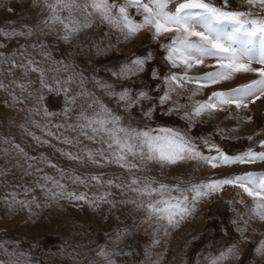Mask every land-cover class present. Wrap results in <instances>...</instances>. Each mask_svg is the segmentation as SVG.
I'll return each instance as SVG.
<instances>
[{"label": "snow or ice", "instance_id": "snow-or-ice-1", "mask_svg": "<svg viewBox=\"0 0 264 264\" xmlns=\"http://www.w3.org/2000/svg\"><path fill=\"white\" fill-rule=\"evenodd\" d=\"M245 2L264 9V0ZM27 3L39 7L46 15L39 17L35 27L17 26L12 22L0 26V93L7 97L3 101L5 106L23 105L18 108L26 114L25 123L19 125L23 133L37 146L52 148L69 164L61 166L44 152L29 155L14 139L0 137V145H6L0 146L3 160L0 188L5 189L0 202L7 209L26 208L31 212L33 206L39 208L41 205L34 194L37 189L49 201L66 200L92 208L102 204L112 208L117 204H132L144 212L143 222L154 226V247L160 243L157 233L162 230L164 236H168L170 229L179 228L193 217L202 201L231 186L252 199L249 219L264 221V172L202 180L175 177V182L148 174L150 165L164 169L186 161L212 168L264 163V139L230 155L208 139L197 141L166 125L133 127L119 114L123 110L130 117L134 109H139L142 117L151 121L158 108L163 109V116L182 112L180 119L189 121L191 128L192 122L205 114L233 105L238 110L247 109L264 98V17L250 11L229 10V0H221L219 6L210 0H27ZM100 24L119 32L125 41L142 31L150 33L153 41L167 37L160 45L163 60L169 67L163 77L151 67L154 57L149 51L129 58L116 69H109L114 82L91 78L94 87L109 102L115 101L114 107H109V103L86 87L88 78L76 71L71 62L54 57L51 47L39 38L34 42L31 39L38 34L55 35L58 41L71 45L81 33ZM10 44L14 46L10 48ZM206 60L213 63L205 64ZM254 64L259 66L254 67ZM198 67L211 70L198 76L189 75ZM144 73L153 80H162L163 89L157 86L155 95L146 90L147 86L134 90L128 82ZM249 73L258 78L227 91H214L205 101L188 105L173 99L174 94L180 96L186 91L188 84H194L191 99L205 88ZM46 94L64 96L65 106L61 112H51L44 106ZM78 101L80 111L73 116ZM30 102H34L32 107H28ZM35 116H40L41 120ZM56 116L62 117L61 122L53 123L52 118ZM251 120L252 117H246V122ZM29 124L40 129L43 135L31 131ZM53 140L65 147H58ZM201 147L209 153L214 151L215 155H206ZM45 168L52 169L54 174ZM26 178H31V184ZM81 188L84 190L80 191ZM113 190L122 197L120 200L113 198ZM129 193L133 195L129 197ZM232 223L237 224L235 220ZM247 228L245 220L242 227L237 225L236 231L244 243H253L245 235ZM128 234L129 229H117L109 240L118 245ZM91 251L94 257L88 264H120L117 257L131 254L107 245H97ZM252 252L264 261V239L253 243ZM69 255L77 259L80 254ZM145 256L151 257L148 249ZM241 257V245L230 243L215 254L203 255L202 259L198 254L196 264H243ZM0 264L34 262L30 251L19 248V241L0 240Z\"/></svg>", "mask_w": 264, "mask_h": 264}, {"label": "rangeland", "instance_id": "rangeland-1", "mask_svg": "<svg viewBox=\"0 0 264 264\" xmlns=\"http://www.w3.org/2000/svg\"><path fill=\"white\" fill-rule=\"evenodd\" d=\"M210 2L219 6L221 0H210ZM228 7L232 11H250L253 15L264 17V9L253 7L245 0H229ZM9 8L14 11H8ZM43 15L46 13H42L39 7H31L27 0H0V26L12 22L17 26L29 24L35 27L39 17ZM37 38L51 47L54 57L67 59L74 65L76 71L82 72L88 78L86 87L109 103V107H114L115 101L109 102L108 98L94 87L91 82L93 76L114 82L109 69H116L129 58L149 51L154 57L151 67L157 69L161 77L169 71L168 65L163 60V49L160 47L166 42L167 37L153 41L147 31H142L135 38L125 41L119 32L107 24H100L81 33L71 45L58 41L55 35L38 34V37L34 36L31 39L34 42ZM13 46L14 44L9 45L10 48ZM210 63L213 61H205V64ZM171 70L182 71V69ZM210 70L206 67L193 68L189 75L198 76ZM257 78L251 73L239 75L231 81L205 88L191 99L189 96L194 84H188L187 90L180 96L174 94L173 99L191 105L195 101L207 100L214 91H227ZM128 83L134 90L147 86L146 90H151L152 95L156 94L157 86L163 89L162 80H153L148 73L141 74ZM117 89L119 90V85ZM6 98L5 94L0 93V137L14 139L16 143L25 147L29 155L38 156L44 152L49 154L53 161H59L61 166L68 165L69 162L55 153L52 148L37 146L35 141L23 133L19 125L25 123L26 114L18 110L23 105L9 108L3 103ZM33 103H28V107H32ZM43 103L51 112H61L65 106L62 94H46ZM80 103L78 101L73 116L80 111ZM162 112L163 109L158 108L151 121L145 120L139 109H134L130 117L123 110L119 114L125 116L126 122L131 123L133 127H143L145 124L152 127L166 125L187 133L197 141L208 139L230 155L242 152L249 146L256 145L258 140L264 139V98L250 104L247 109L238 110L233 105L210 115L205 114L192 122L191 128L189 121L180 119L182 112L169 116H163ZM246 117H252L251 122H246ZM34 118L41 120L40 116ZM61 120V116L52 118L53 123H59ZM28 127L37 135H43L40 129L30 124ZM248 137L253 139L249 140ZM52 142L58 147H65L55 140ZM201 150L206 155H215L214 151L209 153L206 148L201 147ZM257 150H259L258 146ZM2 163L3 160L0 159V164ZM149 168V175L167 182H175V177H182L184 180H202L223 178L244 172H264V163L230 167L221 165L212 168L196 161H186L164 169L158 165H150ZM89 170L95 171V169ZM45 171L54 174L52 169L45 168ZM26 179L31 184V178ZM4 192L5 189L0 188V195ZM113 193V198L117 201L122 198L116 190H113ZM34 194L41 206L39 208L33 206L31 212L26 208L10 211L0 202V240L19 241L21 250L31 252L34 264H88V260L94 257V252L91 250L97 245H107L109 248L131 252L130 255L117 257L120 264H154L156 261L159 264H196L198 254H201L202 259L203 255L209 252L215 254L230 243L241 245L243 264H264V261L252 252L253 243L264 239V221L249 219L250 209L253 207L252 199L231 186H225L222 191L202 201L193 217L183 222L179 228L170 229L168 236H164L162 230L157 233L156 238L160 243L154 247L152 246L154 226L144 223V212L138 211L132 204H117L115 208L102 204L99 208H92L87 204H73L66 200L49 201L39 189ZM132 195V193L128 194L129 197ZM240 200H243V203H240ZM233 220L237 222L236 225L232 223ZM245 220L248 221L245 235L253 243H244L240 233L236 231L237 225L242 227ZM117 229H129L130 234L125 235L118 245H113L109 236ZM145 249L151 252L150 258L145 256ZM69 253L73 256L76 253L80 255L77 259H73Z\"/></svg>", "mask_w": 264, "mask_h": 264}]
</instances>
